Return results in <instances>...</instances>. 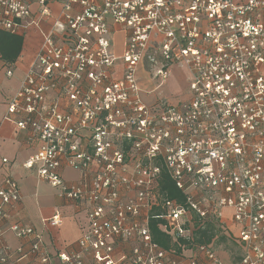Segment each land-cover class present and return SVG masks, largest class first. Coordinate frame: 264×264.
Segmentation results:
<instances>
[{"label":"built area","instance_id":"obj_1","mask_svg":"<svg viewBox=\"0 0 264 264\" xmlns=\"http://www.w3.org/2000/svg\"><path fill=\"white\" fill-rule=\"evenodd\" d=\"M112 24L126 32L120 55ZM28 27L40 30V46L3 119L19 116L15 129L38 140L22 167L85 211L76 249L56 259L225 264L211 243L196 242L213 219L239 245L235 264H264V0H0V30ZM173 66L187 71L188 97L146 105L141 70L160 85ZM63 166L78 180L67 183ZM161 170L183 203L160 191ZM20 198L17 180L0 176V264H21L29 252L53 264L40 233L8 220ZM154 208L169 250L152 241ZM46 221L62 220L57 212ZM6 232L30 236L29 252L11 249ZM123 241L134 242L128 253L117 252Z\"/></svg>","mask_w":264,"mask_h":264},{"label":"crops","instance_id":"obj_2","mask_svg":"<svg viewBox=\"0 0 264 264\" xmlns=\"http://www.w3.org/2000/svg\"><path fill=\"white\" fill-rule=\"evenodd\" d=\"M55 6L54 4L53 7ZM110 28L112 50L116 55H120L124 47L126 32L119 24H112ZM25 31L21 54L25 47L26 55L22 57L20 54L16 61L9 65L0 60V176L14 177L21 193V198L17 203L13 204L12 207L7 206L8 220H17L25 225H31L35 231L42 235V248L53 257L52 263L62 264L56 259V255L59 251L71 252L76 249V241L87 226L85 211L73 199L59 196L56 188L43 180L40 181L31 169L22 167L23 161L37 151L38 140L31 137L27 131L15 129L14 120L19 116L11 115L10 119H3L8 106L7 103L18 90L20 80L40 46V30L28 27ZM120 67L121 61H118L117 72ZM9 68L12 72L10 75H6V70ZM174 68L177 67H171L168 78ZM2 158H6L7 161L3 163ZM60 173L67 183L75 182L79 178L78 172L72 167L63 166L60 168ZM57 212L62 221L53 226L46 219ZM228 214L229 211L226 210V226L228 229L234 230ZM3 236L11 249L21 246L25 252H29L32 239L30 236L18 238L9 232L4 233ZM132 244H134L133 241L120 242L117 246V252L128 253ZM219 256L224 259L220 254ZM20 263L39 264L36 255L32 252L21 259ZM83 263L94 264L90 257H86ZM224 263L231 264L227 259H224Z\"/></svg>","mask_w":264,"mask_h":264},{"label":"trees","instance_id":"obj_3","mask_svg":"<svg viewBox=\"0 0 264 264\" xmlns=\"http://www.w3.org/2000/svg\"><path fill=\"white\" fill-rule=\"evenodd\" d=\"M23 49V35L0 30V60L9 65L16 61ZM158 186L160 191L168 199L177 200L183 203L185 193L176 187L169 175L161 170ZM160 208H154L150 212L148 221L149 232H151L152 241L165 250L174 247L170 235L162 229V218L154 217L160 213ZM195 238L197 243H211L215 248L228 242L235 247V259L239 256V245L229 236L225 228L217 227L214 220L210 219L204 225V228L196 230ZM234 259V258H233Z\"/></svg>","mask_w":264,"mask_h":264},{"label":"rangeland","instance_id":"obj_4","mask_svg":"<svg viewBox=\"0 0 264 264\" xmlns=\"http://www.w3.org/2000/svg\"><path fill=\"white\" fill-rule=\"evenodd\" d=\"M25 55L26 52L24 47L21 56L24 57ZM140 75L141 77L143 76V80L140 82L141 89L139 94L140 99L143 100L146 105H153L157 99L166 100L170 104L178 103L186 99V96L188 94L187 85L185 82L187 75L186 70L180 69L178 67L174 68L170 77L160 85H157V79L155 80L150 77L149 71L141 70ZM216 250L224 259H227V261L231 264L236 263L237 260L234 256L236 249L232 246V244H229L228 242L221 243L216 247Z\"/></svg>","mask_w":264,"mask_h":264}]
</instances>
